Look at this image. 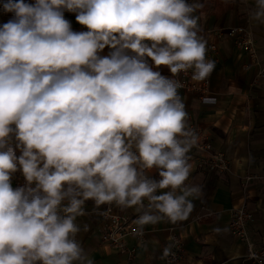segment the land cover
Here are the masks:
<instances>
[{
    "label": "clouds",
    "instance_id": "clouds-1",
    "mask_svg": "<svg viewBox=\"0 0 264 264\" xmlns=\"http://www.w3.org/2000/svg\"><path fill=\"white\" fill-rule=\"evenodd\" d=\"M0 7L13 14L0 25V264H95L77 238L89 231L77 222L90 214L89 200L102 216L113 206L135 209L137 235L188 219L202 196L186 183L198 136L175 77L192 70L191 79L203 81L215 68L199 35L203 5L4 0ZM65 11L88 30L73 31ZM248 16L264 24V0H254ZM18 171L25 183L14 188ZM171 250L165 246L162 258Z\"/></svg>",
    "mask_w": 264,
    "mask_h": 264
},
{
    "label": "crops",
    "instance_id": "crops-1",
    "mask_svg": "<svg viewBox=\"0 0 264 264\" xmlns=\"http://www.w3.org/2000/svg\"><path fill=\"white\" fill-rule=\"evenodd\" d=\"M3 2L0 0V4ZM25 2L33 3L34 0ZM198 2L203 5L196 13L199 35L207 41V46H215V50L207 49L206 53L207 59L215 61V68L206 79L208 89L205 95L210 102L202 103L196 93L179 91V94L185 103L187 123L198 125L208 135L213 149L223 152L228 169L225 172L199 169L192 149L189 156L193 168L186 183L200 186L201 198L193 201L194 210L188 219L175 224L147 225L141 239L127 237L126 246L133 250L129 260L126 254L100 241L101 215L92 212L94 202L87 201L85 208L90 214L79 217L77 222L81 226L87 223L89 231L81 232L77 238L95 264H158L164 247L170 244L171 233H175L182 243L183 257L179 264H241L245 246L231 234L228 223L231 210L242 203L252 213V222L247 226L250 239L254 244L264 246V179L251 182L245 192L241 182L245 174L264 177V79L252 85L255 68H247L251 59L222 33L225 28L234 26L247 29L258 57L264 61V24L249 20L248 12L254 0ZM64 16L71 22L73 31L88 30L76 21V14ZM12 18V13H5L0 7V25ZM109 51L106 47L101 55H108ZM149 63H152L150 59ZM158 70L162 75L172 76L165 66ZM189 73L191 78L192 70ZM153 175L159 179L158 174ZM22 177L19 171L13 175L14 188ZM113 208L138 228L135 220L140 213L135 209L122 211Z\"/></svg>",
    "mask_w": 264,
    "mask_h": 264
},
{
    "label": "built area",
    "instance_id": "built-area-1",
    "mask_svg": "<svg viewBox=\"0 0 264 264\" xmlns=\"http://www.w3.org/2000/svg\"><path fill=\"white\" fill-rule=\"evenodd\" d=\"M65 14L73 13L65 11ZM224 33L238 49L245 51L251 59L247 68L251 66L255 68L252 85L258 84L260 80L264 79V61H261L258 57L251 35L241 26L225 28ZM207 49L215 50V46L210 44L207 46ZM175 79L180 80L184 85L179 91L196 93L199 95L202 103L210 102V99L205 95L208 88V80L194 83L190 78L189 71L179 74ZM188 126L198 136V145L192 148L196 154V166L208 172L227 171L228 165L223 152L213 149L208 135L198 125L189 123ZM261 179H264V177L245 174L241 181L242 190L245 192L251 182ZM24 183L25 180L22 177L17 181L15 187H21ZM101 219L103 225L100 231V241L105 246L126 254L128 260L131 259L133 250L127 248L126 238L132 236L141 239L143 235H137V227L131 224L127 216L116 213L113 207L111 213L108 216L101 215ZM250 222H252V213L247 205L242 203L231 210L228 227L231 234L245 246V253L241 264H264V246L254 244L249 237L247 226ZM169 240V245L172 246L171 254L164 258L161 256L158 264H179L183 257V247L180 238L175 233H171Z\"/></svg>",
    "mask_w": 264,
    "mask_h": 264
},
{
    "label": "rangeland",
    "instance_id": "rangeland-1",
    "mask_svg": "<svg viewBox=\"0 0 264 264\" xmlns=\"http://www.w3.org/2000/svg\"><path fill=\"white\" fill-rule=\"evenodd\" d=\"M243 28V27H242ZM245 29V28H244ZM245 31H247L248 33H249V31L247 30V29H245ZM222 33H224V31L222 32ZM250 34V33H249ZM223 35H225V33L223 34ZM222 37H224V36H222ZM226 37V36H225ZM206 80V79H205ZM208 89V88H207Z\"/></svg>",
    "mask_w": 264,
    "mask_h": 264
}]
</instances>
